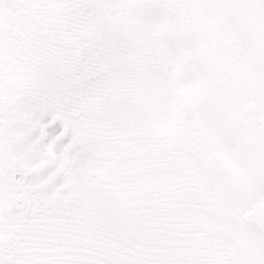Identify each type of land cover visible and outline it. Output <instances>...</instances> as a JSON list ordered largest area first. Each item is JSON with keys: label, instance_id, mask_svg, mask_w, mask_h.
<instances>
[{"label": "snow or ice", "instance_id": "snow-or-ice-1", "mask_svg": "<svg viewBox=\"0 0 264 264\" xmlns=\"http://www.w3.org/2000/svg\"><path fill=\"white\" fill-rule=\"evenodd\" d=\"M0 264H264V0H0Z\"/></svg>", "mask_w": 264, "mask_h": 264}]
</instances>
